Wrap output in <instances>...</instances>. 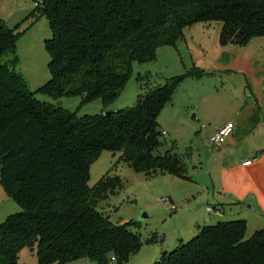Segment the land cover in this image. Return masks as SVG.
<instances>
[{
	"label": "trees",
	"instance_id": "1",
	"mask_svg": "<svg viewBox=\"0 0 264 264\" xmlns=\"http://www.w3.org/2000/svg\"><path fill=\"white\" fill-rule=\"evenodd\" d=\"M49 77L29 90L15 69L16 26L0 20V186L20 210L0 222V264H17L22 247L36 246L38 264L86 258L122 264L142 244L137 221H111L106 199L123 185L114 172L127 165L145 176L188 178L181 156L165 144L157 123L162 106L190 68L154 84L134 104L78 114L34 96L118 97L132 63L153 60L198 21L219 25L221 44L264 36V0H42ZM29 15L26 17L28 19ZM145 83V82H144ZM115 160L93 184L89 167L101 151ZM241 217L196 225L187 241L145 264H264V225L246 236ZM155 239V236H152Z\"/></svg>",
	"mask_w": 264,
	"mask_h": 264
},
{
	"label": "rangeland",
	"instance_id": "2",
	"mask_svg": "<svg viewBox=\"0 0 264 264\" xmlns=\"http://www.w3.org/2000/svg\"><path fill=\"white\" fill-rule=\"evenodd\" d=\"M33 8L32 0H0V20L8 27L16 26L20 32L15 42V69L29 90H35L49 77L48 53L44 47V40L50 34L49 23L44 15L37 14L38 10L31 14ZM28 15L30 17L27 19ZM217 25L213 21L210 25L198 22L186 26L183 28L185 41H177L168 48L160 47L150 62H133L123 90L107 105L99 97L84 100L78 94L52 98L47 94L34 93L37 99L76 111L80 115L93 114L100 110L132 105L139 93L154 86V83L183 74L191 67L203 69L200 76H184L172 92V103L165 104L159 113V122L164 130L161 139L170 146L174 144L186 164L190 178L170 174L147 177L122 164L114 170L121 176L124 185L106 199L109 219L119 223L137 220L132 228L140 234L142 242L122 264L152 262L162 251L173 249L179 240H189L195 225L219 219L215 218L213 212L207 220L206 207H216L217 194L211 190L209 174L195 145L199 142V136L208 132L213 125L226 120L238 94L245 96L246 91L239 92L241 76L234 64L240 63L230 56L221 60L220 53L212 47L210 40L217 33ZM260 38L264 42V37ZM251 45L254 49L252 53L257 54L258 51ZM262 52L264 54V48ZM248 75L252 79L256 78L251 72ZM162 150L163 146L160 147ZM115 157L111 151H101L89 167V185H93L110 168ZM215 177L218 179L217 174ZM160 197H166L169 203L160 201ZM223 208V218L237 216V211L230 206L223 205ZM19 210L20 207L0 187V222L7 214ZM142 213H145L143 217ZM251 228L247 224V230L251 231ZM35 248L22 247L18 252L17 264H38ZM67 264L91 263L83 258ZM105 264L117 263L108 261Z\"/></svg>",
	"mask_w": 264,
	"mask_h": 264
},
{
	"label": "crops",
	"instance_id": "3",
	"mask_svg": "<svg viewBox=\"0 0 264 264\" xmlns=\"http://www.w3.org/2000/svg\"><path fill=\"white\" fill-rule=\"evenodd\" d=\"M197 23H193V25ZM207 25H210V23H207ZM218 30L219 25H217V33L214 39L210 40L212 41V47L220 53L221 60L230 56L233 60L240 63L234 64V67L239 70L238 72L241 76L239 92H244L243 90L245 89L246 95L238 94L236 102L232 104L234 108L227 115L226 120L213 125L208 132H205L201 137L199 136V142L195 145V149L200 152L204 161V168L209 174L210 183H212L211 190L217 194L216 207L212 206L210 211L206 209L207 220L213 212L216 216L215 218H219L215 221L234 218L236 215L229 216V218L222 217L224 213L223 205H228L237 211L238 217L245 219V235L248 237L253 231L264 225V54L262 52L264 42L260 38L264 36L252 37L244 45L221 44ZM183 40L185 41L184 37L177 41ZM177 41L174 44L158 46L156 52L160 47L168 48L169 46H174ZM251 44L258 51L257 54L252 53L254 49ZM249 72L255 75L256 78L252 79L248 75ZM164 81L165 79L158 83ZM172 100L173 96L165 104L172 103ZM165 104L163 105L164 107ZM161 112L162 110L160 109L159 113ZM159 113L157 115V123L160 130L164 133L159 122ZM225 122L233 123L232 132L226 137L225 142L217 151H211L208 137L217 126ZM173 145L171 143L170 146L165 141L163 148H172L176 151ZM249 157H252V161L248 165H244L243 161L249 159ZM181 159L183 160L182 156ZM216 174L218 179L215 177ZM224 174L226 175L224 176ZM247 224L252 227L251 231L247 230ZM195 227H193L192 231Z\"/></svg>",
	"mask_w": 264,
	"mask_h": 264
},
{
	"label": "built area",
	"instance_id": "4",
	"mask_svg": "<svg viewBox=\"0 0 264 264\" xmlns=\"http://www.w3.org/2000/svg\"><path fill=\"white\" fill-rule=\"evenodd\" d=\"M32 6L42 8V0H32ZM233 128L232 122H225L222 125L217 126V128L208 137L209 147L211 151H217L218 148L225 142L226 137L231 134ZM252 159H247L243 161L244 165H248ZM160 201L169 203L166 197H160ZM173 209V208H172ZM206 209L210 211L212 207L207 206ZM114 261V256L110 258V262Z\"/></svg>",
	"mask_w": 264,
	"mask_h": 264
},
{
	"label": "water",
	"instance_id": "5",
	"mask_svg": "<svg viewBox=\"0 0 264 264\" xmlns=\"http://www.w3.org/2000/svg\"><path fill=\"white\" fill-rule=\"evenodd\" d=\"M104 114H108V112L107 111H104ZM145 215V213H142V217ZM135 221H137V220H135Z\"/></svg>",
	"mask_w": 264,
	"mask_h": 264
}]
</instances>
